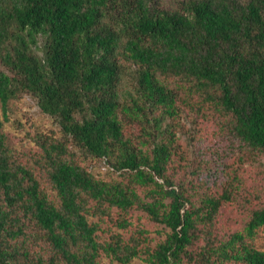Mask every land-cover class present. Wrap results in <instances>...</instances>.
<instances>
[{
	"label": "trees",
	"instance_id": "16d2710c",
	"mask_svg": "<svg viewBox=\"0 0 264 264\" xmlns=\"http://www.w3.org/2000/svg\"><path fill=\"white\" fill-rule=\"evenodd\" d=\"M23 94L61 130L28 155L5 131ZM245 152L264 154V0H0V264H264ZM241 195L249 219L222 236Z\"/></svg>",
	"mask_w": 264,
	"mask_h": 264
},
{
	"label": "rangeland",
	"instance_id": "374dc122",
	"mask_svg": "<svg viewBox=\"0 0 264 264\" xmlns=\"http://www.w3.org/2000/svg\"><path fill=\"white\" fill-rule=\"evenodd\" d=\"M177 0H163L166 6L173 7L175 6ZM9 120L5 123V131L8 134L10 142L15 148L19 150L26 151L25 154L28 155V152L37 147L35 140V134L44 133V134H55L57 136L61 135L60 125L58 121L53 118L51 115L45 113L38 104L37 98L30 94H23L18 98L12 99L9 103ZM187 126L191 125V117L185 122ZM206 129L209 131H204L207 136L201 137V140L195 142L198 144L195 148L200 147L199 141H202L203 150L206 151L204 154L208 162H211L214 157V152L209 151L208 146L213 147L211 143L207 145L205 138L209 137L211 141H217L212 138V126L208 128V121H205ZM191 128V127H189ZM191 132L186 131V136H183V143L187 144L190 140ZM188 139V140H187ZM221 143V142H220ZM220 148L223 149L222 145ZM246 157L242 164H238L239 169L242 171L243 176L250 188L259 189L260 197L250 195V199L254 206L259 207L264 204V154H259L255 158H252L253 153L245 152ZM250 157V158H249ZM92 166V170L99 177H108L112 175L113 177H118V173L114 171H108V166L101 160H88L87 164ZM252 188V189H251ZM251 193V191H248ZM248 196V194H247ZM251 214V205L250 203H245L243 196H239L236 202L227 203L223 208L220 215L219 225L217 231L220 235L226 236L227 234L236 231L243 230L249 216ZM132 221L135 224H140L144 228H148L150 231V237L154 241L153 244L163 240L168 231L163 224H158L153 222L149 216L142 210L137 208L132 209ZM110 225L109 222H103L102 226ZM125 235L129 236L130 231H125ZM104 238L107 235L103 232ZM251 244L257 248L264 249V229L261 228L254 238H252ZM104 264H117L112 262L109 258H104ZM131 264H148L143 256L136 257ZM193 264V263H186Z\"/></svg>",
	"mask_w": 264,
	"mask_h": 264
}]
</instances>
